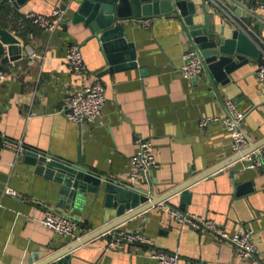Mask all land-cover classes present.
I'll return each instance as SVG.
<instances>
[{
	"label": "crops",
	"instance_id": "obj_1",
	"mask_svg": "<svg viewBox=\"0 0 264 264\" xmlns=\"http://www.w3.org/2000/svg\"><path fill=\"white\" fill-rule=\"evenodd\" d=\"M79 2L26 0L15 7L9 0H0V23L8 22L23 47L17 59L3 61L0 55V69L8 74L0 83V264H32L71 242L41 222L50 210L58 209V181L38 172L21 151L1 147L2 140L131 183L134 137L149 138L157 166L132 183L154 196L239 155L233 153L230 134L219 121L204 127L198 124L201 117L227 113V99L245 112L248 146L242 154L259 145L264 150V87L256 72L258 64L249 62L233 71L231 82L218 84L214 95L202 73L193 79L179 76L177 69L191 44L179 17L160 14L148 17L147 27L138 19L127 22L126 38L133 42L137 63L115 69L97 36L82 24L67 22ZM58 6L65 7V21L52 34L26 18L29 12L49 14ZM216 22L231 24L225 16ZM247 29L264 58V28L251 24ZM72 42L79 44L87 78L105 86L102 113L92 122H73L61 108L80 79L64 59L65 47ZM29 47L39 56H28ZM6 187L16 194L5 193ZM185 191L184 212L213 219L230 233L251 230L257 240L255 254L264 252V166L254 169L234 161L194 181ZM164 202L176 209L182 203L180 194ZM62 211L78 220L80 236L117 217L116 209L105 205L102 196L94 198L90 193L79 215L68 208ZM113 231H140L151 241L105 248L107 236L96 237L72 249L66 264H158L149 256L153 250L177 251L181 258L203 264H257L255 255L242 259L231 243L171 219L160 204Z\"/></svg>",
	"mask_w": 264,
	"mask_h": 264
},
{
	"label": "water",
	"instance_id": "obj_2",
	"mask_svg": "<svg viewBox=\"0 0 264 264\" xmlns=\"http://www.w3.org/2000/svg\"><path fill=\"white\" fill-rule=\"evenodd\" d=\"M9 1L17 7L26 0ZM260 1L264 0H218L216 4L208 0H80L67 22L87 27L100 40L108 63L115 69H121L137 63L133 42L126 38L125 25L129 20L160 14L177 16L182 20L190 44L202 58L203 79L211 86L213 94L217 95L218 84L225 86L230 83V74L233 71L249 62L264 64L263 52L247 29L251 24L260 29L264 28V18L254 13V6ZM222 16L227 17L231 23L228 27L224 23L217 24L216 19ZM238 17H244V22L238 21ZM22 48L20 40L9 30L8 22L0 23V55L3 61L21 57ZM21 155L26 162L35 164L38 172L58 181L59 199L56 210L63 212L62 210L68 208L73 214L79 215L80 206L85 203L90 193L94 198L102 196L105 205L114 207L117 215L113 221L82 235L32 264H66L70 251L75 247L104 236L132 216L175 194H180L182 203L179 209L184 212L183 202L188 200L185 189L199 178L239 157L238 155L207 169L163 195L154 196L150 190L138 188L126 179L49 156L30 147L24 148ZM127 210L131 211L125 213ZM254 255L257 264H264V252L260 256Z\"/></svg>",
	"mask_w": 264,
	"mask_h": 264
},
{
	"label": "built area",
	"instance_id": "obj_3",
	"mask_svg": "<svg viewBox=\"0 0 264 264\" xmlns=\"http://www.w3.org/2000/svg\"><path fill=\"white\" fill-rule=\"evenodd\" d=\"M208 1L216 4L218 0ZM254 13L264 18V1H260L254 6ZM26 18L31 24L52 34L65 21V7H55L49 14L32 11L26 15ZM138 20L144 27L150 24L147 17ZM12 32L15 33L14 30ZM26 53L33 58L39 56L37 51L31 47L26 49ZM182 58L183 62L177 69L181 78L193 79L202 73V58L195 47L189 46L184 51ZM64 59L69 71L72 74L79 75L80 79L74 84L72 91L66 97L61 108L66 113L68 119L73 122L87 123L95 121L101 115L106 100L105 86L99 80H89L87 78L86 64L83 60L79 44L75 42L67 44L64 51ZM256 72L264 87V64L258 65ZM7 75L3 69H0V83L4 81ZM225 105L227 113L222 116L201 117L198 120V124L204 127L210 122L219 121L230 134L233 153L239 154V157L235 161L254 169L263 167L264 150L260 146L242 154V151L248 146V138L243 130L245 112L236 107L233 99H227ZM1 116L2 109L0 108V118ZM134 142L136 144V151L129 159V177L132 182L148 175L157 166L152 153L150 139L137 135L134 137ZM1 147L14 149L17 152L24 149L21 143L10 140H2ZM49 158L47 157V159ZM4 192L16 194V191L9 187H6ZM160 207L166 211L171 219L181 224L200 227L231 243L235 247L238 257L242 259L251 257L257 252V240L254 238L251 230L244 229L236 233H230L213 219L181 212L165 202H161ZM41 222L48 229L66 237L70 241L81 237L77 232L78 220L58 210H50L41 219ZM104 235L108 238L105 248L110 246L121 248L126 243L147 244L151 241L147 235L140 231L114 232L112 229ZM149 256L155 259L158 264H203L198 259L181 258L177 251L153 250L149 253Z\"/></svg>",
	"mask_w": 264,
	"mask_h": 264
}]
</instances>
